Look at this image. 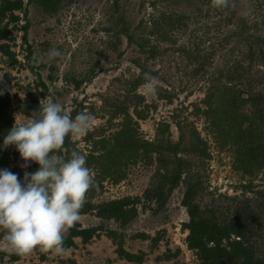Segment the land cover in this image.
<instances>
[{"label": "trees", "instance_id": "obj_1", "mask_svg": "<svg viewBox=\"0 0 264 264\" xmlns=\"http://www.w3.org/2000/svg\"><path fill=\"white\" fill-rule=\"evenodd\" d=\"M200 1L197 12L207 7V14L215 9L221 16L224 13L228 15L226 27H231L232 34L225 42L230 45L235 41L230 52L232 58L212 71L210 64L205 62L207 54H203L198 46L181 48L179 51L187 56L190 63H196L195 75L203 74L201 82L207 84L201 101L203 107L194 105V115L203 117L207 125L205 131L219 151H230L233 154V170L244 179L250 178L249 184L241 186L243 197L227 198L220 195L216 199L215 194L209 191L205 172L208 161L212 159L210 145L193 122L187 123L188 118L174 115L172 122H161L152 141L138 134V122L134 121L130 111L134 110L137 120H147L149 117L150 108L145 104V98L138 93L139 88L146 83V63L165 54L164 51L159 52L161 44L177 45L173 34L187 27L186 19L189 16L180 7L161 12L156 9L157 12L148 21L142 20L138 27L132 28L118 12L119 0H116L115 14L120 16L117 17V27L114 26L113 41H116V47L113 50L118 51L123 44L122 38H125L129 46L139 47L145 63L142 64L143 57H140L136 61L137 67L141 69L140 75L126 82L117 81L123 83L122 93L103 98L98 110L94 106L89 108L94 120L106 118L107 126L87 132L82 141L85 143V151L79 148L81 141H74V138L68 136L57 152L68 159L73 151H79L86 155V164L91 172H96L94 184L86 194L80 215L93 216L100 221V225L82 228L76 223L65 236L63 246L66 251L77 248V239H81V244L87 246L100 238L102 233H106L107 238L116 246L115 253L119 260L144 264L147 257L145 252L133 254L125 249L127 232L140 220L139 207H142L143 212L167 213L169 202L173 201L179 191V206L185 208L189 216V221L182 225L183 230L189 232L186 243L195 252L199 264H264V34L256 33L264 29V13H261L264 0H251L256 2H252L257 6L254 11L262 20L253 25H249L248 20L240 17L235 9L240 0H228L227 6L220 8L213 7L212 0ZM74 2L0 0V61L11 70L28 69L35 77L33 84L19 87L24 97L17 100L16 109L27 120L40 109L39 95L53 102L56 100L38 73L32 50L29 48L24 55L25 65L18 61L13 51L16 42L14 31L22 32L24 42L27 43L30 6L37 7L48 16H54ZM24 21L26 24L20 26ZM120 26L123 28L119 29ZM94 76L78 80L76 75L65 74L63 79L67 85L80 90ZM14 81L9 73L4 75L3 80L0 79V170L7 169L17 174L23 184L25 173H35L40 166L28 162L29 166L24 169L20 166L12 167L11 159L13 155L18 158V154H13L14 145L7 148L3 146L4 138L15 124L11 95L5 84H13ZM157 90L164 92L161 88ZM159 97L172 104L176 94L164 96L159 93ZM86 110L80 103L79 108L70 115L74 119L78 113ZM173 125L179 133L177 142L172 139ZM114 128L116 131L108 134ZM141 162L155 169L152 183L142 197L124 196L96 202L104 193L106 180L119 184L126 179L128 168ZM258 176L263 179L262 186H259L262 190H255L256 186L253 185V180ZM248 193L254 196L246 197ZM224 197L228 203L226 205ZM153 204L156 209L151 208ZM110 224L116 228H109ZM166 234V230H160L154 237L148 234H137L134 237L149 240L151 250L154 251L165 240ZM180 255L179 249L173 251L167 248L160 259L168 263L173 261L174 264H185L177 260ZM8 259L17 262L20 256L0 252V261L6 262ZM71 264L76 263L71 261Z\"/></svg>", "mask_w": 264, "mask_h": 264}, {"label": "rangeland", "instance_id": "obj_2", "mask_svg": "<svg viewBox=\"0 0 264 264\" xmlns=\"http://www.w3.org/2000/svg\"><path fill=\"white\" fill-rule=\"evenodd\" d=\"M115 1L75 0L73 4L65 6L54 16H48L32 5L29 7L27 17L30 23L27 43L24 42L22 32L14 31L16 42L13 51L16 53L18 61L25 65L24 55L29 48L32 50L38 73L49 87L52 97L55 98L56 102L61 103L69 113L78 109L80 103L87 108L86 113L90 112L91 106L98 110L102 105L103 98L122 93L123 83L117 82L118 80L126 82L141 73L136 61L143 57L142 64H144L145 57L139 53L140 49L137 45L129 46L127 39L122 38L123 44L119 46V50H113L116 47V41H113V38L116 25H118L117 17L120 16L115 14ZM173 1L119 0L118 2V12L121 13L126 24L131 25L132 28L138 27L142 20L148 21L157 11L180 7L189 16L188 20L186 19L185 26L187 27L173 34V39L177 41V45L161 44L159 52L164 51L165 54H161L146 63L148 71L145 77L155 78V91L150 94L146 93L145 85H142L138 93L145 98V104L150 108L148 119L137 120L134 110H131L130 113L134 116V121L138 122V126H136L139 131L138 134L148 141L154 140L158 125L161 122H172L171 118L174 115H181L180 118H188L187 123L193 122L210 145L212 159L208 161L205 172L209 191L215 194L214 198L216 199L220 195L227 198L235 196L242 198L241 186L249 184L250 178L244 179L241 174L233 170V154L230 151L220 152L205 131L207 125L203 117L194 115V105L198 104L201 108L203 107L201 101L204 98L207 84L201 82L203 74L195 75L196 63H190L187 56L179 51L181 48L198 46L203 54H207L205 62L207 65L210 64L209 68L212 67V71L221 67L225 61L232 58L230 52L235 43L233 41L229 45L225 42L232 34L231 27H226L228 15L224 13L221 16L215 9H211L212 11L207 14V7L203 11L197 12V6L201 3L200 0H179L178 3ZM252 2L256 3L255 1ZM252 2L251 0H240L235 7L239 16L248 20L249 25L257 22L259 24V21H262L261 18L257 17L258 13L254 11L257 6L255 7ZM261 13H264V9ZM113 16H115L114 20ZM25 24L26 21L20 26ZM120 28L123 27L120 26ZM112 29L114 31L109 32ZM256 33L263 35L264 29H259ZM53 49L57 50L60 55L51 57L49 53ZM210 55L213 56L210 57ZM6 73L11 74V77L15 79L13 84H5V87L10 91L15 123L16 119L18 123H26L28 120L16 109L17 100L24 97L19 87L33 84L35 77L28 69L11 70L0 61L1 80L4 79ZM65 74L76 75L78 80L95 76L91 82L85 83L80 90H75L64 81ZM157 88H161L164 92L158 91ZM159 93L164 96L176 94V97L170 104L167 100H162ZM39 97L40 100L43 99L40 95ZM140 109L144 108L140 107ZM106 121V118L94 120L88 131H93L100 126H107ZM115 131L116 128L109 131L108 134ZM87 132L74 138V141H81L79 148L83 151L86 148L82 141ZM172 139L174 142L179 139L178 130L174 125L172 127ZM13 152V154H18V158L13 155L11 166L26 168L24 167L25 161L21 159L15 146ZM91 173L94 179L96 172ZM127 173L126 179L119 184H113L109 179L106 180L104 193L95 201H109L124 196L142 197L152 183L155 169L149 168L144 162H141L135 166H130ZM262 180V176L253 180V185L256 186L255 190H262L259 187L263 184ZM253 196L249 193L246 195L249 198ZM180 198V192L177 191L173 201L169 202L167 213L143 212L142 207H139V211H141L140 220L138 219L137 224L128 230L125 249L133 254L145 252L147 257L144 264H172L160 258L165 254L167 248H175L176 251V242L182 239L183 235L188 236L189 232L184 231L182 225L189 221V216L187 210L179 206ZM223 202L225 205L228 204L225 202V197ZM151 208L156 209V205L153 204ZM77 223L82 228L100 225V221L93 216H81V220ZM108 227L116 228L113 224ZM160 230L167 231L166 238L154 251L151 250L149 240L134 237L137 234H148L154 237ZM106 237V233H102L100 238L95 239L90 244V249H86L77 240L76 243L79 246L77 244V248L65 252L61 256L44 254L36 249L31 254L20 257L17 262H11L8 259L6 262L0 261V264H71V261L76 264H130L119 260L118 256L115 257L116 246ZM177 260L184 262L185 259L180 255ZM192 264H199V261L198 263L193 261Z\"/></svg>", "mask_w": 264, "mask_h": 264}, {"label": "clouds", "instance_id": "obj_3", "mask_svg": "<svg viewBox=\"0 0 264 264\" xmlns=\"http://www.w3.org/2000/svg\"><path fill=\"white\" fill-rule=\"evenodd\" d=\"M228 0H212L213 7H225ZM49 55L60 53L53 49ZM146 93L155 91V78L148 77ZM95 117L86 112L73 119L59 102L40 100V109L26 123H16L4 138L3 146L14 145L25 161L39 164L35 173H25L23 184L17 174L0 170V252L20 257L38 249L61 256L64 239L81 220L87 192L94 179L86 155L73 151L65 159L57 152L68 136L85 134Z\"/></svg>", "mask_w": 264, "mask_h": 264}, {"label": "built area", "instance_id": "obj_4", "mask_svg": "<svg viewBox=\"0 0 264 264\" xmlns=\"http://www.w3.org/2000/svg\"><path fill=\"white\" fill-rule=\"evenodd\" d=\"M179 231V230H178ZM180 234V231H179ZM187 235H183L182 239L176 242V250L179 249L181 251V255L185 259L183 263L185 264H192L193 261L198 263L197 256L194 251L190 250L188 244L186 243ZM175 251V248H171ZM174 264V262H170Z\"/></svg>", "mask_w": 264, "mask_h": 264}, {"label": "crops", "instance_id": "obj_5", "mask_svg": "<svg viewBox=\"0 0 264 264\" xmlns=\"http://www.w3.org/2000/svg\"><path fill=\"white\" fill-rule=\"evenodd\" d=\"M96 220H98L97 218H95ZM103 237V236H102ZM107 238V237H106ZM108 239V238H107ZM78 241H79V243H81V239H77ZM76 240V241H77ZM109 240V239H108ZM110 241V240H109ZM76 244H78V243H76ZM94 244V243H93ZM78 246H79V244H78ZM86 247V249L87 248H89L90 249V245H87V246H85ZM70 251V250H69ZM69 251H66V252H69ZM84 252V251H83ZM115 257H117V255L115 254Z\"/></svg>", "mask_w": 264, "mask_h": 264}]
</instances>
